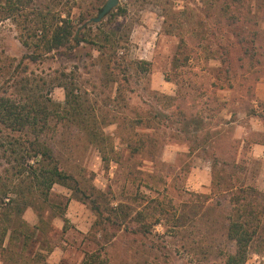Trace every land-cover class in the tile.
<instances>
[{"label": "rangeland", "instance_id": "obj_1", "mask_svg": "<svg viewBox=\"0 0 264 264\" xmlns=\"http://www.w3.org/2000/svg\"><path fill=\"white\" fill-rule=\"evenodd\" d=\"M106 1L32 0L24 12L28 21L41 10L94 17ZM92 17L96 44L36 62L23 58L17 21L0 22V66L13 74H0V95L36 84L64 110L59 84L68 82L82 102L79 116L54 117L46 137L73 175L70 186L56 183L54 202L28 196L11 224L42 229L23 256L36 249L35 264H223L221 252L235 251L226 234L233 190H264V0H119L101 21ZM89 125L104 138L91 137ZM31 137L0 123V192L26 189L27 150L18 160L12 150ZM261 226L246 264H264ZM12 257L0 254V264L34 263Z\"/></svg>", "mask_w": 264, "mask_h": 264}, {"label": "trees", "instance_id": "obj_2", "mask_svg": "<svg viewBox=\"0 0 264 264\" xmlns=\"http://www.w3.org/2000/svg\"><path fill=\"white\" fill-rule=\"evenodd\" d=\"M32 0H0V22L4 19L14 18L20 27V39L27 49L24 59L36 62L47 56L52 51H58L63 47L72 48L75 43L89 41L96 44L94 37L90 36L92 24L90 22V12H81L79 16L73 18L68 12L66 17L61 13L47 11H32L37 17L36 20L28 21L27 13L24 10L28 2ZM100 9V8H99ZM27 20L23 22L21 18ZM78 21V22H77ZM77 22V23H76ZM88 30V32H86ZM98 35V34H97ZM106 43L115 48L117 40L113 36L104 34ZM74 42V43H73ZM16 59L13 58L12 61ZM142 63H147L142 62ZM20 64H16L15 69ZM11 65L0 66V74L13 75L10 69ZM8 68V70H6ZM14 71V70H13ZM60 86L66 90V103L64 110L61 105L53 102L49 94L42 97L37 95L36 84H23L22 88L14 92H5L0 95V123L7 129L16 133H24L27 136L26 141L29 145H24L18 141L15 144L12 153H16L18 160L21 151L28 153V161L23 168H20L19 174L27 177L29 180L26 189L14 188V197L9 196L10 192L1 191L0 197V254L6 253L14 259H23L25 262L32 261L35 264L42 257L39 250L33 249L32 255L23 256V251L32 246L39 239L42 231L40 226H31L28 222L20 220L17 227L11 228L13 221L17 220L28 205L24 201L28 196H39L45 201H51L52 188L56 183H62L70 186V180L73 175L68 173L61 165L53 146L48 142V136L51 135V120L54 117H66L62 112L71 113L79 116L82 110V102L75 94L74 87L68 82H60ZM70 106V109L66 108ZM71 119V116H70ZM82 120V117H79ZM90 136L95 139H101L102 136L94 127L90 129ZM93 128V129H92ZM47 133V134H46ZM47 137V138H46ZM100 141V140H98ZM103 144V142L100 141ZM18 145V146H17ZM102 148V157L109 161V157ZM227 192L232 190H226ZM65 196L55 194V198L63 199ZM8 198V200H6ZM63 201V200H62ZM62 201L56 204V207H62ZM52 202H54L52 200ZM232 207L229 213V219L226 229L227 236L235 242V251H223L220 258L223 264H246L252 251V245L257 235L261 232L262 221L264 220V190H259L252 186L237 188L231 194ZM64 203V202H63ZM66 205V203H65ZM64 205V206H65ZM55 207V204H52ZM9 209V210H7ZM60 215H65V207L61 208ZM100 210V207H96ZM123 210V209H122ZM121 213V210H120ZM9 218V219H8ZM21 219V218H20ZM6 220L7 224L2 221ZM145 231L147 230L145 224ZM11 229L8 241L5 243L8 231ZM90 263L97 261L99 256L90 254ZM12 257V258H13Z\"/></svg>", "mask_w": 264, "mask_h": 264}, {"label": "water", "instance_id": "obj_3", "mask_svg": "<svg viewBox=\"0 0 264 264\" xmlns=\"http://www.w3.org/2000/svg\"><path fill=\"white\" fill-rule=\"evenodd\" d=\"M119 4V0H107L100 11L98 12L97 16L91 18V21L99 22L104 17H106L117 5Z\"/></svg>", "mask_w": 264, "mask_h": 264}]
</instances>
